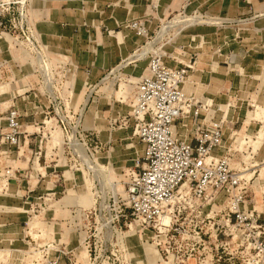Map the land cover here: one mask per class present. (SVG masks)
Listing matches in <instances>:
<instances>
[{"label":"rangeland","instance_id":"374dc122","mask_svg":"<svg viewBox=\"0 0 264 264\" xmlns=\"http://www.w3.org/2000/svg\"><path fill=\"white\" fill-rule=\"evenodd\" d=\"M259 2L0 0V264H264ZM152 60L188 67L185 91L221 122L218 156L262 228L185 195L181 232L135 220L132 111ZM203 219L199 244L185 231Z\"/></svg>","mask_w":264,"mask_h":264},{"label":"built area","instance_id":"2783aa9c","mask_svg":"<svg viewBox=\"0 0 264 264\" xmlns=\"http://www.w3.org/2000/svg\"><path fill=\"white\" fill-rule=\"evenodd\" d=\"M188 71L186 66L152 60L136 86L132 122L135 138L143 145V162L127 189L135 220L154 223L159 232L175 227L180 231L183 209L178 203L185 195L207 205L210 219L224 212L228 222L236 220L249 230L262 228L260 215L249 208L246 182L218 156L224 137L221 122L202 118L197 100L185 91ZM203 222L185 231L197 234L188 239L201 244Z\"/></svg>","mask_w":264,"mask_h":264},{"label":"crops","instance_id":"0c3cea01","mask_svg":"<svg viewBox=\"0 0 264 264\" xmlns=\"http://www.w3.org/2000/svg\"><path fill=\"white\" fill-rule=\"evenodd\" d=\"M253 11L255 12H258V11H261V10H264V3H258V4H254L253 5ZM247 10H244V12H246ZM205 22V21H204ZM204 22H201V23H204ZM201 23H197V24H201Z\"/></svg>","mask_w":264,"mask_h":264},{"label":"bare ground","instance_id":"6f19581e","mask_svg":"<svg viewBox=\"0 0 264 264\" xmlns=\"http://www.w3.org/2000/svg\"><path fill=\"white\" fill-rule=\"evenodd\" d=\"M175 20H176V19H175ZM177 20L179 21L180 19L177 18ZM181 20H182V19H181ZM181 20H180V21H181ZM180 21H179V22H180ZM199 21H200V20H199ZM201 21H202V20H201ZM173 22H175V21L173 20L172 23H173ZM176 23H177V22H176ZM200 23H201V22H200ZM174 24H175V23H174ZM177 24H178V23H177ZM141 54H142V53H141Z\"/></svg>","mask_w":264,"mask_h":264}]
</instances>
